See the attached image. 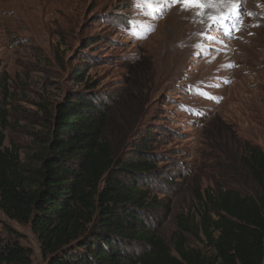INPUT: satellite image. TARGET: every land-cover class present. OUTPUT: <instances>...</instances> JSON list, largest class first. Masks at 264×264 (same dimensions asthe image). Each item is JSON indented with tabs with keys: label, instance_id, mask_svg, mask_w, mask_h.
Here are the masks:
<instances>
[{
	"label": "rangeland",
	"instance_id": "374dc122",
	"mask_svg": "<svg viewBox=\"0 0 264 264\" xmlns=\"http://www.w3.org/2000/svg\"><path fill=\"white\" fill-rule=\"evenodd\" d=\"M140 2L0 0L4 145L36 160L45 107L82 88L74 75L86 69L85 79L107 104L103 137L116 156L147 149L157 159L159 176L151 174L148 184L170 210L161 207L149 218L174 248L176 216L194 211L195 189L260 192L244 157L247 143L264 149V0L211 9L217 13L204 16L205 28H195V17L208 9L159 0V10H151ZM234 8L232 27L214 23ZM178 12L185 15L174 20ZM9 229L32 250V264H48L31 224L0 208L2 236Z\"/></svg>",
	"mask_w": 264,
	"mask_h": 264
},
{
	"label": "trees",
	"instance_id": "16d2710c",
	"mask_svg": "<svg viewBox=\"0 0 264 264\" xmlns=\"http://www.w3.org/2000/svg\"><path fill=\"white\" fill-rule=\"evenodd\" d=\"M76 69L83 87L45 107L36 160L4 145L8 111L0 105V208L31 224L48 264H264V149L247 143L244 157L260 192L195 189L194 211L176 216L172 248L149 218L170 210L148 184L159 176L157 159L147 149L116 156L103 137L107 104L86 69ZM7 93L0 83V96ZM15 233H0V264H32Z\"/></svg>",
	"mask_w": 264,
	"mask_h": 264
},
{
	"label": "snow or ice",
	"instance_id": "6c2138e0",
	"mask_svg": "<svg viewBox=\"0 0 264 264\" xmlns=\"http://www.w3.org/2000/svg\"><path fill=\"white\" fill-rule=\"evenodd\" d=\"M233 0H172V3H180L182 5H185L186 7H198L203 9H214L218 8L221 4L224 3H232ZM140 7H147L151 10H159V0H141L140 4L138 5ZM201 16H209V18H212L213 16H216L215 12L212 11H203L199 13ZM236 16V9L234 8L232 12H229L227 15H218L214 19V23L217 25H220L222 28L224 27H232L231 25H228L227 22L233 17ZM238 21V17H237ZM230 34V32L226 33ZM214 39V37H212Z\"/></svg>",
	"mask_w": 264,
	"mask_h": 264
},
{
	"label": "bare ground",
	"instance_id": "6f19581e",
	"mask_svg": "<svg viewBox=\"0 0 264 264\" xmlns=\"http://www.w3.org/2000/svg\"><path fill=\"white\" fill-rule=\"evenodd\" d=\"M227 3H224V4H221L219 7H218V9L219 8H222L223 9V7H227V5H226ZM182 5V4H181ZM229 6V5H228ZM225 9V8H224ZM217 10V9H216ZM207 11H211V10H207ZM221 11V10H220ZM219 11V12H220ZM182 12V11H181ZM222 12V11H221ZM216 13H217V11H216ZM178 14V16H174V20L175 19H182L183 17H184V15L185 14H179V12L177 13ZM181 16H183V17H181ZM196 19H197V21H196V27L195 28H198V27H200V28H205V26H206V20H205V17L204 16H199L198 15V18H197V14H196V17H195ZM180 23H182V20H181V22ZM158 54V53H157ZM231 59H232V61H230V63H233L234 61H235V63L237 62L236 61V59H235V55L234 54H231Z\"/></svg>",
	"mask_w": 264,
	"mask_h": 264
}]
</instances>
